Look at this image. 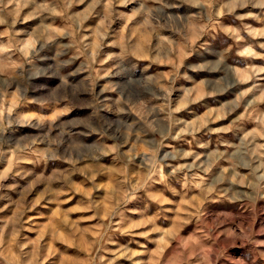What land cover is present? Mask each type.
I'll return each mask as SVG.
<instances>
[{
  "label": "rangeland",
  "instance_id": "obj_1",
  "mask_svg": "<svg viewBox=\"0 0 264 264\" xmlns=\"http://www.w3.org/2000/svg\"><path fill=\"white\" fill-rule=\"evenodd\" d=\"M0 264H264V0H0Z\"/></svg>",
  "mask_w": 264,
  "mask_h": 264
}]
</instances>
